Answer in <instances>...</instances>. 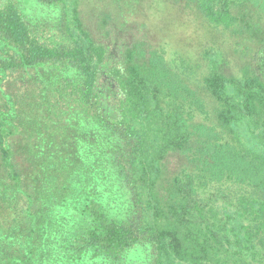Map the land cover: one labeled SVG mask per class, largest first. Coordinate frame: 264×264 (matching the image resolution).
<instances>
[{
	"label": "trees",
	"instance_id": "1",
	"mask_svg": "<svg viewBox=\"0 0 264 264\" xmlns=\"http://www.w3.org/2000/svg\"><path fill=\"white\" fill-rule=\"evenodd\" d=\"M204 261L264 264V0H0V264Z\"/></svg>",
	"mask_w": 264,
	"mask_h": 264
},
{
	"label": "rangeland",
	"instance_id": "2",
	"mask_svg": "<svg viewBox=\"0 0 264 264\" xmlns=\"http://www.w3.org/2000/svg\"><path fill=\"white\" fill-rule=\"evenodd\" d=\"M225 204H229V203H225ZM202 264H216V263H214V262H211V261H204Z\"/></svg>",
	"mask_w": 264,
	"mask_h": 264
}]
</instances>
